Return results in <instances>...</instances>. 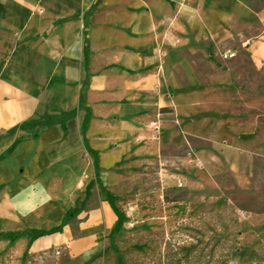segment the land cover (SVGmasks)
Returning <instances> with one entry per match:
<instances>
[{
  "label": "crops",
  "instance_id": "1",
  "mask_svg": "<svg viewBox=\"0 0 264 264\" xmlns=\"http://www.w3.org/2000/svg\"><path fill=\"white\" fill-rule=\"evenodd\" d=\"M204 40L217 48L238 41L263 68L264 0H0V222L16 217L29 183L52 176L45 185L73 200L87 152L119 159L124 144L143 143L147 123L173 109L182 50ZM73 203L59 222L80 217L84 204ZM85 216L105 227L117 219L106 194ZM60 237L70 231L26 247ZM90 237L81 225L80 238Z\"/></svg>",
  "mask_w": 264,
  "mask_h": 264
},
{
  "label": "rangeland",
  "instance_id": "2",
  "mask_svg": "<svg viewBox=\"0 0 264 264\" xmlns=\"http://www.w3.org/2000/svg\"><path fill=\"white\" fill-rule=\"evenodd\" d=\"M206 42L182 50L185 67L175 69L170 84L173 109L147 123L143 143L124 144L119 159L85 154L73 197L84 204L76 211L80 217L65 214L58 221L74 203L70 194L45 185L52 176L44 175L38 187L29 183L16 201V217L0 222V232L26 229L35 237H19L10 246L1 238L0 252H9L4 264H120L113 243L123 249L145 236L158 242V257L167 264L166 242L175 248L225 228L229 239H239L230 244L264 264V67L255 68L238 41L223 48ZM54 179L60 185V177ZM105 191L127 216L115 230L114 224L86 221L87 211L105 201ZM55 202L62 207L50 208ZM83 224L90 238H80ZM64 228L71 238L37 251L26 247L43 240L39 229L61 236Z\"/></svg>",
  "mask_w": 264,
  "mask_h": 264
},
{
  "label": "trees",
  "instance_id": "3",
  "mask_svg": "<svg viewBox=\"0 0 264 264\" xmlns=\"http://www.w3.org/2000/svg\"><path fill=\"white\" fill-rule=\"evenodd\" d=\"M105 194L106 200L117 216L113 225V230H115L127 221V216L116 203L114 196L108 191H105ZM167 201L170 200L167 199ZM226 231L227 229L225 228L221 230V232H213L212 234L203 233L199 237L193 236L189 242L186 241L182 244H178L175 248H170L172 245L166 242L165 246L168 247L166 252L167 264H194L196 261H199V259H202L203 264H257L253 255L245 248H241L239 245L234 246V244L229 243V241L238 243L239 239L236 237L234 239H229V234H227ZM49 233L50 232L45 229H39L37 235L43 236ZM240 233H242V231L238 230L236 236L240 235ZM22 236H28L30 239H33L35 234L31 230L26 229L0 232V239H7L8 246ZM219 246H221L222 249L218 252L217 247ZM204 248H207L208 253L203 252ZM49 249L51 250V248ZM112 249L118 256L120 264H161L160 257H158L159 244L148 236L143 237L133 244L127 245V247L123 249L118 248V246L113 243ZM8 254V249H4L0 252V264H4V257Z\"/></svg>",
  "mask_w": 264,
  "mask_h": 264
}]
</instances>
